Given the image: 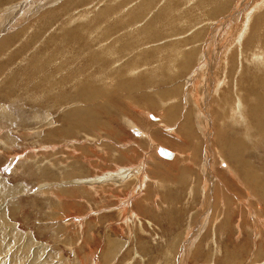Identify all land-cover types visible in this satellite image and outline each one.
I'll list each match as a JSON object with an SVG mask.
<instances>
[{
    "label": "rangeland",
    "instance_id": "1",
    "mask_svg": "<svg viewBox=\"0 0 264 264\" xmlns=\"http://www.w3.org/2000/svg\"><path fill=\"white\" fill-rule=\"evenodd\" d=\"M18 1L23 0H0V15L8 3H12L9 9ZM53 1L31 0L16 22L8 27L0 25V189L7 188L0 196V231L4 227L5 232V239L0 240L1 264L2 259L5 264L32 263L36 246L40 247L36 261L41 263L47 257L49 264H263L264 200L252 185L243 184L240 175L264 176V128L260 129L264 127V82L251 94L238 89L239 96L234 94V74L226 79L227 87H222L223 68L218 64L210 74V88L203 85L205 72L195 81L196 88L187 80L199 70L202 62L198 57L206 55L208 36L213 35L217 44L212 49L214 55L218 57L223 47L216 63L227 52L226 57L234 63L242 60L243 73L250 71L241 82L242 88L253 89L255 83L248 78L253 73L260 77L253 59L256 55L264 59V6L251 12L248 33L242 40L238 36L246 11L264 0H248L234 15L235 20L216 29L222 19L218 17L235 11L240 0H205L203 15L198 7L201 0H163L173 12L161 11L159 0H150L149 6H143L145 0ZM67 2L72 3L62 8ZM110 7L117 11L112 12L110 21L107 19L106 28H111L112 18L120 20L114 35H118V85L85 84L110 97L98 99L100 104L111 100L104 111L95 114L98 127L89 130L64 116L78 100L76 96L69 100L78 93L73 84L86 80L87 73L93 77L95 72L96 79L106 82L111 75L102 64H90L83 52L79 56L76 51L80 46L72 48L69 38L80 21L88 18L78 14L91 16L95 9ZM214 8L226 12L211 16L208 11ZM137 10L141 19L133 27L122 28L125 23L121 19L125 22L123 17ZM174 12L171 17L169 13ZM157 14H165L167 20L155 21ZM212 17L213 24L208 22L214 21ZM103 19L99 16L97 23ZM150 22L153 29L149 31L145 25ZM70 28L74 29L63 38L68 44L62 47L55 38L62 39L63 31ZM85 29L89 44H96L97 32L93 27ZM151 31H156L160 40L142 44L157 39L150 38ZM195 38L200 42L188 43ZM166 44H171L168 50L161 48ZM190 45H196L198 53L191 69L179 65L170 68L188 54ZM131 68L137 70L135 75L129 74ZM57 74L62 78L57 79ZM173 75V80L165 78ZM65 78L73 81L55 87L57 80ZM217 80H221L223 92H213ZM55 95L62 96L61 102L49 99ZM235 96H242L245 106L237 114H243L245 121L241 118L238 124L231 119L232 110L239 111ZM172 106L174 112L168 121L166 112ZM193 110L203 115L201 126L195 120L182 139L176 129L186 112L196 117ZM185 139L186 144L182 142ZM226 146L238 157L234 156L235 165V158L224 155ZM159 149H167L174 157H162ZM107 172L113 173L110 178L98 179ZM84 178L89 180L82 181ZM225 206L231 209L228 216L230 209ZM204 211L208 212L207 223ZM20 236H31L34 243L23 244V251L17 253ZM184 244H190L187 250ZM50 251L54 256L49 257Z\"/></svg>",
    "mask_w": 264,
    "mask_h": 264
},
{
    "label": "bare ground",
    "instance_id": "2",
    "mask_svg": "<svg viewBox=\"0 0 264 264\" xmlns=\"http://www.w3.org/2000/svg\"><path fill=\"white\" fill-rule=\"evenodd\" d=\"M9 1V0H8ZM44 1V0H43ZM50 0H48V2H49ZM55 1V0H54ZM53 1V2H54ZM70 1V0H69ZM76 1H78V0H76ZM84 1H86V0H84ZM89 1V0H88ZM131 1V0H130ZM163 0H159V2H161V4H163V6L160 8V10L161 11H170V12H173L174 11V9L168 4V3H166V2H162ZM164 1H166V0H164ZM189 2H191V0H188ZM193 1V0H192ZM202 2H201V4H199L200 6H198V7H200V9H201V12H199V13H201L202 15H203V9H204V7H203V5H204V3H205V0H201ZM229 1V0H228ZM150 0H145V3L143 4V6L144 5H150ZM238 2V1H237ZM247 2H248V0H240L239 1V3H238V6H236L235 5V8H234V10L235 11H231V13H228L229 11H227L226 12V10L224 11V9L222 8V10H220V9H218V8H214L213 9V12H211V10H209L208 12V14H211L212 13V15L211 16H215V15H217V16H219V15H221V14H223V13H225L226 15L225 16H223V17H218L219 19H221L219 22H217V26L215 25V27L213 28V29H216L217 27H219V25H221V24H228V23H230L231 22V20L230 19H233V17H234V15L236 16V14H237V12L238 11H241V9H242V7H243V5H246L247 4ZM16 3V5L15 4H13V5H15V7L14 8H9L10 9V11H9V9H8V7L12 4V3H8L7 5H9L7 8H5V10H4V12L2 13V15H0V25H1V27H3V26H5V27H8L10 24H11V22L13 21V22H16V19H17V17H18V15L19 14H21L25 9H26V7H27V5L28 4H30L31 3V0H23V1H18V2H15ZM45 3H46V1H45ZM45 3H43V4H45ZM72 2H67V3H65V6H63L62 8H66L67 7V5H69V4H71ZM138 3V2H137ZM78 5H80V3H77ZM160 4V5H161ZM237 4V3H236ZM239 4H240V6H239ZM48 5V4H47ZM212 5H214V4H212ZM255 5V4H254ZM143 6H141L140 8H143ZM264 6V1H260V2H257L256 3V6L254 7V8H252V6H251V8L253 9V10H247L246 11V13H245V21H244V27H242V30H241V33L239 34V36H238V38H241V37H243L245 34H247L248 33V30H249V22H250V19H251V12L253 11V12H256L257 10H259L260 11V9H262V7ZM195 7V6H194ZM91 8V7H90ZM175 8H176V6H175ZM245 8V7H244ZM137 9V8H136ZM135 9V10H136ZM63 10V9H62ZM157 10V9H156ZM233 10V9H232ZM33 11H35V10H33ZM39 11V10H38ZM53 11V10H52ZM114 11H117V10H115L113 7H110L108 10H96L95 9V13L93 14V15H91V16H88L87 14H85V13H83V14H78L77 16H80V17H88V18H86V19H82L81 21H80V24H79V27H78V30L75 32L74 31V33L72 34V36L69 38L70 40H72L73 41V45H72V48L74 47V46H77V47H79L78 48V50L76 51V53L79 55V56H81L82 54V52L84 53V55H82V56H84V57H87V59H88V61H89V63L91 64L92 62H97V63H100V65L102 64V67H105V68H107L108 70H109V73H110V75H111V77H109V79H108V81L109 82H106L105 81V79H103V80H100V79H96L95 78V72H93V77H92V73H87L86 75H88V78L86 79V80H84L83 82H80V81H78L77 80V84L78 85H75V84H73V87H74V89H73V91H75V90H77L78 89V93H76V94H74V95H71L70 97H69V100H71V97H77V99L78 100H76V102H74V103H72L71 104V106H73L72 108H70V110L68 111V112H66L65 113V115L64 116H66L67 117V120H70V122H73V121H76L78 124H82V125H85L89 130H92L94 127H98V126H96V124H100V122L96 119V116H95V114H96V112H100V111H104V109L106 108V105H107V103H108V101L109 102H111V100H108L109 98H108V96H106L107 94H100V92H98L97 90H96V88L97 87H94V88H91V87H89V86H86L85 84L86 83H88L89 81H91V82H99V84L100 85H105V86H107L109 83H111L112 84V82H115V85H118V83H117V81H118V68L117 69H115V66L118 64V56H117V54H119V53H117L116 54V49H117V45H118V35L117 36H114L115 34H117L118 33V22L120 21H118V17H115V18H112V21H111V28L110 29H107L106 28V26H107V24L109 23V21H110V19H111V17L113 16V14H112V12H114ZM123 11V10H122ZM217 12H219V13H217ZM12 13H14V16H12ZM29 13V12H28ZM28 13H26V16H27V14ZM32 13V12H31ZM36 13V12H35ZM180 13V12H179ZM183 13V12H182ZM217 13V14H216ZM228 13V14H227ZM50 13H48V15H49ZM107 14H110V15H107ZM170 15H171V17L172 16H174L175 15V12L172 14V13H169ZM178 14V13H177ZM185 14V13H184ZM206 14V13H205ZM44 15V14H43ZM51 15H53L52 13H51ZM193 15V14H192ZM21 16V15H20ZM20 16H19V18H20ZM45 16V15H44ZM99 16H101V17H103L104 19L102 20V21H100V22H98L97 23V20H98V17ZM118 16V15H117ZM132 16V17H131ZM145 16H148V14H145ZM185 16V15H184ZM217 16H216V18H217ZM253 16V15H252ZM4 17H7L8 19H10V20H8V19H6V18H4ZM189 17H190V15H189ZM198 17V16H197ZM74 18V17H73ZM73 18H70V19H73ZM123 18H126L127 20L124 22L123 21V19H121L122 20V22L123 23H125V25L122 27V28H125V27H133V24H134V22H137V21H139L140 19H141V14H140V10H137V11H131V12H129V13H127ZM147 18V17H146ZM159 18V23H161L160 21H162V23L163 22H165L166 20H167V16L165 15V14H162L161 16H160V14H157L156 15V17H155V21H157L158 22V19ZM213 18V17H212ZM107 19H109V21H108V23L106 24V22H107ZM197 19V18H196ZM215 18H213V20H214ZM54 20H55V18H54ZM148 20V19H147ZM210 20H212V19H209V23H211V24H213V23H215L216 21L214 20L213 22L212 21H210ZM233 20H235V18L233 19ZM252 20V19H251ZM99 21V20H98ZM189 21H191V20H188V22ZM233 22V21H232ZM3 23V24H2ZM155 23V22H154ZM179 23H181V21H179ZM208 24V23H207ZM233 24V23H232ZM3 25V26H2ZM8 25V26H7ZM90 25V26H89ZM229 25V24H228ZM86 26H88V28L90 29V28H92L93 27V32H97V35H96V40L98 41L96 44H89V42L91 41L88 37H89V35H88V33H89V31L87 32L86 31ZM145 27H148L149 28V31L150 30H152L153 28H152V22H150V23H148L147 25H145ZM144 27V28H145ZM197 27V26H196ZM199 27V26H198ZM202 27V26H201ZM122 28H120V29H122ZM71 30H67V31H63V33H62V30H61V33H62V39H57V38H55V40L57 41V44H61L62 45V47L63 46H67L66 44H68V43H66V41L67 40H64L63 38H68V34H69V32L70 31H72L74 28H70ZM137 29V28H136ZM212 29V30H213ZM4 30V29H3ZM7 30V29H6ZM59 30V29H58ZM139 30V29H138ZM143 30V29H142ZM148 30V29H147ZM146 30V31H147ZM197 30V29H196ZM201 30H204V29H201ZM211 30V29H210ZM195 31V30H194ZM194 31H191V33L190 34H192V32H194ZM206 31V30H205ZM208 31V30H207ZM206 31V32H207ZM242 31H243V33H242ZM1 32V31H0ZM143 32V31H142ZM182 32H184V31H182ZM203 32V31H202ZM211 32V31H210ZM215 32V30H213V33ZM65 33V34H64ZM146 33V32H145ZM150 33V32H149ZM197 35H200L201 33H200V29H198L196 32H195ZM212 33V32H211ZM94 34V33H93ZM147 34V33H146ZM216 34V33H215ZM91 35V34H90ZM151 35H153V37H157V39H153V40H145V41H143L142 42V44H144V43H151V42H155V41H159L160 40V38H161V36L160 35H158L157 33H156V31L154 32V31H151V33H150V38H151ZM211 35V34H210ZM1 36V35H0ZM5 36V35H4ZM7 36V35H6ZM57 36H59V35H57ZM61 36V35H60ZM94 36V35H93ZM213 36V35H212ZM212 36H208L209 38H208V42H206V43H208L207 45L206 44H204V45H206V50H207V53H205L206 55H200L198 58L200 59V62H202L201 63V65H200V67H199V70H194L195 72H194V74H193V76H190L189 78H188V80H187V82L188 83H191V85H189V86H193L194 88H196V86L197 85H195L196 83H195V81L196 80H199V77H200V75L201 74H203L204 72H205V83L203 84L204 86H205V88H210V85H211V75L210 74H212V72H213V69H214V67L216 66V64H218V65H220V67H222L223 68V80L221 81V80H217L218 82H216V84H215V87L213 86V89H214V91L213 92H217L218 90L220 91V92H223V89L221 90V88H220V85L222 84V87L223 86H225V87H227L226 85H227V82H225L226 81V79L228 78V77H233V74H234V81H235V85H234V89H235V93L234 94H237L238 93V89L240 90V89H242L244 92H246L247 94L248 93H253L254 91H256L257 90V88L258 87H260L261 85H258L259 84V82H264V68H262V66H264V59H263V57L261 56V55H256L255 56V59H253V60H255L256 62H254L255 64V66H257L258 67V73H260V77H261V75H262V77H261V79H260V77L258 78L257 76H255L256 74H254L253 73V76L251 77V78H248V79H250V81H252V82H254L255 83V86L253 87V89L252 88H249L248 86H246V85H243V88H242V83L241 82H243V80L245 79V74L249 71H247L245 74L243 73V71H244V67H243V62H242V60H237V61H235V63H234V61H232V59H228L226 56V54L228 53H224V56L220 59L219 58V62L218 63H216L217 62V60H218V57H219V55L222 53H220V51L223 49V47L221 48H219V53H218V57H217V54H216V56L214 55L215 53H213L212 52V49L217 45V44H215L214 43V37H212ZM215 36V35H214ZM12 37V36H11ZM38 37V36H37ZM174 37V36H173ZM180 37V36H179ZM259 37V36H258ZM2 38H4V37H2ZM8 38H10V37H8ZM111 39L110 40V42H108V43H105L108 39ZM148 38V37H147ZM172 38V37H171ZM176 38H178V37H176ZM193 38V37H192ZM191 38V39H192ZM244 38V37H243ZM5 39V38H4ZM3 40V39H2ZM49 40H50V38H49ZM189 40V39H188ZM240 40H242V38L240 39ZM259 41H260V38L258 39ZM7 41H8V39H7ZM6 41V42H7ZM167 41V40H166ZM256 41V40H255ZM198 42H200L199 40H197L196 38L195 39H193V41H189L188 43L189 44H194V43H198ZM64 43H66V44H64ZM159 43V42H158ZM188 43H187V45H188ZM70 44V43H69ZM0 45H3V43H1ZM9 45V44H8ZM170 45L171 44H166V45H164V46H162L161 48H163L164 47V49L165 50H168L169 48H170ZM202 45V44H201ZM233 45V44H232ZM60 46V45H59ZM193 46V47H192ZM260 46V45H259ZM58 47V46H57ZM61 47V46H60ZM96 47H98L97 49H95ZM188 47V46H187ZM191 47H192V49H191ZM239 48V47H238ZM47 49V48H46ZM160 49V48H159ZM163 49V50H164ZM187 49V51H188V54H186V55H184L183 56V58H182V60L181 61H179V62H176L173 66H170V68H176L177 67V65H179V66H184V69H187L189 66V68L191 69V63H193V59L194 58H196L197 59V56H198V53H197V47H196V45L194 46V45H190L188 48H186ZM183 50V49H182ZM240 50V49H239ZM43 51V50H42ZM44 51H45V49H44ZM43 51V52H44ZM257 51V50H256ZM46 52V51H45ZM161 52V51H160ZM186 52V51H185ZM215 52V51H214ZM254 53H257V52H254ZM253 53V54H254ZM261 53V52H260ZM133 54V53H132ZM184 53H182V55H183ZM264 55V54H263ZM180 56V55H179ZM239 56V55H238ZM251 57H254V56H251ZM78 58H80V57H78ZM179 58V57H178ZM81 59V58H80ZM84 59V58H83ZM176 59V58H175ZM240 59H241V57H240ZM79 60V59H78ZM199 62V61H198ZM253 62V61H252ZM231 63H233V64H231ZM251 63V62H250ZM249 63V64H250ZM213 64V65H212ZM199 65V64H198ZM235 67V68H234ZM127 68V67H126ZM222 68H221V72H222ZM177 69V68H176ZM189 69V70H190ZM198 69V68H197ZM203 69H205V71L203 70ZM60 70H63V68L62 69H60ZM71 70V69H70ZM66 71V73H68L67 72V70H65ZM136 69H129V74L130 75H135V73H136ZM263 71V72H262ZM60 73H58L59 75L60 74H62V71H59ZM250 72V71H249ZM65 73V74H66ZM237 73V74H236ZM58 74L56 75V76H58ZM64 73H63V75H65ZM222 74V73H221ZM235 74H236V76H235ZM250 74V73H249ZM248 74V75H249ZM213 75V74H212ZM217 75V74H216ZM62 76V75H61ZM61 76H58V78L57 79H59V77L60 78H62ZM204 76V75H203ZM247 76V75H246ZM53 77V76H52ZM55 77V76H54ZM65 77V76H64ZM75 77H77V76H75ZM85 78H86V76H84ZM101 77H103V76H101ZM156 77V76H155ZM202 77V76H201ZM230 77V78H231ZM250 77V76H249ZM56 78V77H55ZM70 78V77H69ZM152 78L153 79H155V80H157L156 78H154V74H152ZM165 78H167V79H170V80H173V78H174V75L173 76H171V77H165ZM64 79V78H63ZM63 79H61L62 81H60V80H57L58 82L56 83V85H55V87L56 86H64V84L67 82V80H70V81H73V78H71V79H67L66 80V78H65V80H63ZM82 79V78H81ZM167 79H165V80H167ZM232 79V78H231ZM56 80V79H55ZM230 80V79H229ZM228 80V81H229ZM45 81V80H44ZM50 81H52V80H50ZM65 81V82H64ZM82 81V80H81ZM148 81V80H147ZM220 81L222 82L221 84H220ZM53 82V81H52ZM52 82H51V84L50 85H52ZM62 82H64L63 84H61ZM145 82V81H144ZM197 82V81H196ZM49 83V82H48ZM146 83V82H145ZM244 83V82H243ZM124 84V83H123ZM122 84V85H123ZM142 85H144V83L142 82L141 83ZM261 84V83H260ZM53 85H54V83H53ZM131 85V84H130ZM133 86V85H132ZM131 86V87H132ZM130 87V86H129ZM261 88H263L264 89V86H263V84H262V87ZM51 89V88H50ZM53 89H54V86H53ZM61 89V88H60ZM138 89V88H137ZM226 89H228V88H226ZM55 90V89H54ZM133 90V89H132ZM241 91V90H240ZM50 92H52V91H50ZM57 92V91H56ZM242 93V92H241ZM260 93H261V91H260ZM48 94V93H47ZM220 94V93H219ZM229 94H231V93H229ZM54 95V94H53ZM237 95H239V94H237ZM50 96V95H49ZM164 96H165V94H164ZM220 96V95H219ZM240 96V95H239ZM48 97V96H47ZM60 97V98H59ZM59 97H58V95H55V97H50L49 99L52 101V100H57L58 102H61V100H62V96L61 95H59ZM102 97H107L108 99H106L105 101H104V103H105V105H103V104H100L99 102H98V99H100V98H102ZM174 97V96H173ZM236 97V96H235ZM242 97V96H241ZM241 97L239 98V97H236V101L238 102V104H237V107H239V111L237 110V111H233L232 110V112H233V114H232V116H231V119L233 120V122L234 123H236V122H239V120H241V118L243 119V121H245V119H244V116H243V114L241 115V114H239L238 116H237V114L239 113V112H241L242 110H244V108H245V106H244V103H243V101L241 100ZM65 99V98H64ZM73 99H76V98H73ZM170 101H171V99H170ZM234 101H235V99H234ZM162 102V105L164 104L165 105V102L162 100L161 101ZM46 103H47V101H46ZM168 104H170V103H168ZM172 104V103H171ZM79 105H82L83 107H81V106H79ZM75 107H79V108H75ZM169 107H171V106H169ZM151 108V107H150ZM196 108V107H195ZM236 108V107H235ZM203 110H205V109H203ZM195 111V115H196V117H194V115L193 114H190V113H188V112H186L185 114H184V116H183V119H182V121H181V123H180V126L176 129V134H179L180 135V137H184V136H186L187 134H188V128L190 127V128H192V124L194 123V121L196 120L197 121V125H198V127L200 128V126H201V117L203 116L201 113H196V111L197 110H193V112ZM199 111V110H198ZM197 111V112H198ZM231 111V110H230ZM173 112H174V109H173V106H172V108H170L169 109V112H168V109H167V114L166 115H168V116H166V118H169V117H171L172 116V114H173ZM200 112V111H199ZM205 113V112H204ZM242 113V112H241ZM93 114H94V117L92 118V116H93ZM245 114V113H244ZM205 115V114H204ZM65 117V118H66ZM225 118V117H224ZM193 119V120H192ZM209 119V118H208ZM207 119V120H208ZM204 121V120H203ZM175 122V121H174ZM211 122V121H210ZM257 122V121H256ZM221 123V122H220ZM175 124V123H174ZM212 124V123H211ZM231 124H232V121H231ZM236 124H238V123H236ZM262 124V123H261ZM102 125V124H101ZM212 126V125H211ZM211 129L213 128V127H210ZM262 128H264V127H260V129H262ZM258 129V128H257ZM213 130V129H212ZM68 131V130H67ZM70 131V130H69ZM68 131V132H69ZM210 131V130H209ZM207 132V131H206ZM262 132V131H261ZM63 133H65L66 134V130L65 131H63ZM263 133H264V131H263ZM210 134V133H209ZM208 134V135H209ZM189 136V135H188ZM263 137H264V135H262ZM183 137H182V139H183ZM185 138V137H184ZM208 139V138H207ZM183 143H185L186 144V139H185V141H182ZM230 143H233V141H231V142H229V144ZM223 145V144H222ZM227 147V146H226ZM156 148H159L158 146H156ZM226 149V148H225ZM224 149V155L226 156V157H228L229 159L231 158L232 160L235 158V160H233L232 161V163L234 164H236V159L238 158L237 156H236V154H233V152H230V151H228V147H227V149L225 150ZM227 151H228V153H229V155H227ZM208 152H209V150H208ZM171 153V152H170ZM159 155V154H158ZM234 156H236V157H234ZM163 157V156H162ZM171 158H173L174 157V155H173V157H172V153H171V156H170ZM169 158V157H168ZM239 160V159H238ZM239 163V162H238ZM227 164V163H226ZM234 164V165H235ZM233 167H237V165L236 166H233ZM241 170V169H240ZM260 170V169H259ZM262 170V169H261ZM260 170V171H261ZM239 171V170H238ZM255 171H257V169L255 170ZM263 171V170H262ZM116 174H118V172H115ZM121 173V172H120ZM123 174H124V172H122ZM130 173V172H129ZM226 173V172H225ZM238 173H240V172H238ZM242 173V172H241ZM245 173V172H244ZM112 174L113 173H110V172H107V173H104L102 176H99L98 177V179H100V178H105V177H111L112 176ZM128 173H125V176L127 175ZM236 174V173H235ZM253 174H254V171H253ZM253 174H252V176H253ZM238 175H240V174H238ZM238 175H236V176H238ZM260 175V174H259ZM259 175H257V176H255V178H256V180H255V178H254V176H253V178H254V180H253V178L250 176V174H248V175H246V174H241L240 175V179L242 180V182H243V184L245 185L246 184V182L247 183H249L250 185H252L255 189H256V191L258 192V193H260L261 195V200L263 201L264 200V176H260V177H258ZM119 176H121V175H119ZM129 176V175H128ZM214 176V175H213ZM95 177V178H94ZM93 178L94 179H96V176H94ZM115 179L116 178H118V175L117 176H113ZM113 178V179H114ZM209 178V177H208ZM85 179H87V180H89L88 178H84V179H81L82 181L83 180H85ZM106 179V178H105ZM104 179V180H105ZM91 180V179H90ZM97 181V180H96ZM212 181V180H211ZM210 181V182H211ZM1 182V181H0ZM116 182V181H115ZM253 183V184H252ZM1 184H2V182H1ZM90 184V183H89ZM91 188H92V186H90ZM210 187V186H209ZM3 188V190L6 192V190H7V188L6 187H2ZM212 189V188H211ZM3 190H1L0 189V196H2L3 194H4V191ZM208 191V190H207ZM54 192V191H53ZM52 192V193H53ZM207 195H209V193L207 192L206 193ZM5 195H9V193H6ZM204 196V195H203ZM209 197V196H208ZM259 199H260V197H259ZM205 200H209L208 198L206 199L205 198ZM240 200V199H239ZM263 204V203H262ZM248 207V206H247ZM224 209H226V210H229L230 208L229 207H227V206H225L224 207ZM248 210H249V208H248ZM209 211V210H208ZM1 212H2V210H1ZM205 213H204V217H203V221L205 220V222L207 223V221L206 220H208L207 218H208V212H206V211H204ZM219 212V211H218ZM227 213V212H226ZM225 213V214H226ZM231 213V209H230V212L229 213H227L226 214V216H228V214H230ZM251 213H253V212H251ZM1 214V213H0ZM250 214V213H249ZM254 214V213H253ZM203 215V214H202ZM223 215V214H222ZM226 216H225V218H226ZM231 216V215H230ZM4 217V216H3ZM232 217V216H231ZM0 218H1V216H0ZM259 218V217H258ZM264 220V219H263ZM261 221V220H260ZM204 222V224H206ZM224 222H226V221H224ZM264 222V221H263ZM203 223V222H202ZM201 223V224H202ZM260 223H262V222H260ZM224 224V223H223ZM8 227H10V228H14L13 227V224H8ZM197 227V226H196ZM256 228V227H255ZM199 229H201V228H199ZM263 229V228H262ZM195 230V229H194ZM240 230H242V229H240ZM256 230H257V228H256ZM192 231V230H191ZM187 232H188V230H187ZM189 233V232H188ZM193 233H195V235H196V232H193ZM199 233V232H198ZM4 234H5V232H4V227L2 228V230L0 231V240H4L5 239V236H4ZM194 235V236H195ZM239 235V234H238ZM191 238V237H190ZM21 239H23V241L20 243V240ZM17 240V239H16ZM32 238H31V236H29V237H27V238H25V237H22V236H20L19 237V241H18V246L19 247H17V249H16V251L15 252H17L18 253V251L19 252H22L23 251V248L25 247V246H27L29 243H34V242H32ZM191 240H194V239H192L191 238ZM190 241V240H189ZM1 242V241H0ZM193 242V241H192ZM192 242L190 243L191 245H192ZM1 244V243H0ZM25 246H24V245ZM190 244H184L185 245V250H187V246L189 245L190 246ZM16 245V246H17ZM40 247H37L36 246V248H35V250H34V258H33V260H32V263H30V264H49L50 262H49V259L46 257V260L45 261H43V262H37L36 260H37V258L39 257V256H37V254L40 252V249H39ZM184 250V249H183ZM182 252V251H181ZM33 253V252H32ZM52 253L53 252H51L50 251V253H49V257H51V255H52ZM1 255V254H0ZM43 256V255H42ZM52 256H54V254L52 255ZM4 261V262H3ZM50 261H52V259H50ZM5 259H2V264H5ZM17 263V262H16ZM0 264H1V262H0ZM15 264V263H14ZM257 264V263H256ZM263 264H264V262H263Z\"/></svg>",
    "mask_w": 264,
    "mask_h": 264
},
{
    "label": "water",
    "instance_id": "3",
    "mask_svg": "<svg viewBox=\"0 0 264 264\" xmlns=\"http://www.w3.org/2000/svg\"><path fill=\"white\" fill-rule=\"evenodd\" d=\"M158 153L163 157H169L171 156V153L167 149H159Z\"/></svg>",
    "mask_w": 264,
    "mask_h": 264
},
{
    "label": "crops",
    "instance_id": "4",
    "mask_svg": "<svg viewBox=\"0 0 264 264\" xmlns=\"http://www.w3.org/2000/svg\"><path fill=\"white\" fill-rule=\"evenodd\" d=\"M171 118H172V116H171V117H169V118H167V120H168V121H170V120H171ZM172 157H173V154H172Z\"/></svg>",
    "mask_w": 264,
    "mask_h": 264
}]
</instances>
